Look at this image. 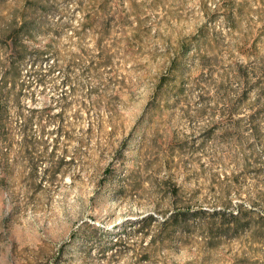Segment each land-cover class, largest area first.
<instances>
[{"label":"rangeland","instance_id":"obj_1","mask_svg":"<svg viewBox=\"0 0 264 264\" xmlns=\"http://www.w3.org/2000/svg\"><path fill=\"white\" fill-rule=\"evenodd\" d=\"M5 70L0 264H264V0H0Z\"/></svg>","mask_w":264,"mask_h":264},{"label":"trees","instance_id":"obj_2","mask_svg":"<svg viewBox=\"0 0 264 264\" xmlns=\"http://www.w3.org/2000/svg\"><path fill=\"white\" fill-rule=\"evenodd\" d=\"M42 56H44V54L43 53H39V52H37L34 56H33V59H32V61L34 62V61H39L40 59H42ZM25 59H30V57H29V55L28 56H23V57H21L19 60L20 61H23V60H25ZM31 64H33V63H31ZM36 77H37V80H38V82H42L43 81V79H42V75H40V74H36ZM10 79H13V81H14V83H13V86L15 85V81L17 80V81H19L20 80V73H16V75L15 76H13V75H11V73H10V71L9 70H5V71H1V74H0V83L4 86V87H6L7 86V84L8 83H10ZM21 82V81H20ZM68 82H69V80H67V79H65V84H68ZM25 137V136H24ZM26 141V146L28 145V147L29 146H31L32 144H31V142H29V141H27V140H25ZM24 141V142H25ZM34 147V146H33ZM33 147H29V148H33ZM35 160H36V162H38L39 161V158L37 157V158H35ZM62 162H63V160H61V161H58L57 162V165H55L54 167H51V169L50 170H48L47 171V174H48V176L49 177H52L57 171H58V168H59V166L62 164ZM146 222H147V220H146ZM151 225H152V223H151V219H149V221L147 222V224L146 225H143L142 226V228L141 229H139V231H140V233H142L143 235H147L148 233H149V229H150V227H151ZM236 229L238 230V226L236 227ZM152 237V236H151ZM153 238V237H152ZM155 240V239H154Z\"/></svg>","mask_w":264,"mask_h":264}]
</instances>
